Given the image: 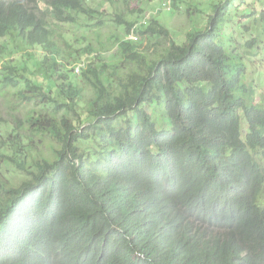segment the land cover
<instances>
[{
  "label": "trees",
  "instance_id": "obj_1",
  "mask_svg": "<svg viewBox=\"0 0 264 264\" xmlns=\"http://www.w3.org/2000/svg\"><path fill=\"white\" fill-rule=\"evenodd\" d=\"M98 1L121 11L126 33L113 37L115 60L77 78L74 56L99 51L64 53L59 28L100 9L0 0V85L39 106L0 114V264H264V99L226 50L230 3L149 55L143 41L169 31L139 21L142 5L127 21L118 0Z\"/></svg>",
  "mask_w": 264,
  "mask_h": 264
},
{
  "label": "rangeland",
  "instance_id": "obj_2",
  "mask_svg": "<svg viewBox=\"0 0 264 264\" xmlns=\"http://www.w3.org/2000/svg\"><path fill=\"white\" fill-rule=\"evenodd\" d=\"M88 1L92 8L96 9L98 7L100 9V15L93 18L80 16L77 18L78 24L60 25L59 28L61 34L60 47L64 53L86 49L90 44L99 51V53L89 57L86 55L79 56L80 59L74 56V63L67 66V69L69 71L75 70L77 78H81L82 69L86 68L89 63L95 65L97 58H101L102 63H110L115 60L118 48L113 37L114 35L125 36L126 33L125 26L116 21L115 13L121 12L119 9L114 8L116 11L114 12L107 2H105V5L99 6L102 1ZM226 3H230V8L228 7L225 12V22L222 24V31L227 45L226 50L236 53L247 65V74L245 73L247 84L254 86L259 98L257 101L260 102L264 99V27L259 19L261 12L264 10V2H256L255 0H179V3L177 2L176 7H174L171 0H144L138 4L134 0H129L128 4L124 0H118L114 4L126 13L127 17L125 18L127 21L139 19L136 14L131 15L130 12L142 5L143 14L140 16L137 13L141 18L139 21L147 22L154 18L169 31V39H159L157 37L143 41L145 45L151 44L149 50V55H151L157 51L165 52L169 47L170 40L182 45L187 42L190 32L205 30L211 17L215 16L219 9L224 8L227 5ZM101 21L103 25L99 24ZM134 37L135 34H131L129 39L134 40ZM78 39L82 41L79 42ZM156 42L160 43V47H154ZM251 42H254V45L249 48L247 45ZM100 43L108 49L107 52L101 49ZM152 43L154 44L152 45ZM36 53H38V58L42 57L41 51L37 50ZM86 92L90 93V90L87 89ZM262 104L264 105V101ZM148 108L151 112L155 111L154 106H148ZM38 109L39 106L25 101L21 102L18 90L0 85V114L5 118L9 119L11 115L24 118L30 112ZM164 120L163 116L157 123L158 128L161 130L168 129ZM244 131H247L246 124L244 125ZM11 168L7 169L9 175L16 183L21 182L24 177L15 173L13 171L15 170L14 167L11 166ZM171 242L172 240L169 243ZM161 243L165 242L161 241Z\"/></svg>",
  "mask_w": 264,
  "mask_h": 264
},
{
  "label": "bare ground",
  "instance_id": "obj_3",
  "mask_svg": "<svg viewBox=\"0 0 264 264\" xmlns=\"http://www.w3.org/2000/svg\"><path fill=\"white\" fill-rule=\"evenodd\" d=\"M134 41H141V39L135 36Z\"/></svg>",
  "mask_w": 264,
  "mask_h": 264
}]
</instances>
